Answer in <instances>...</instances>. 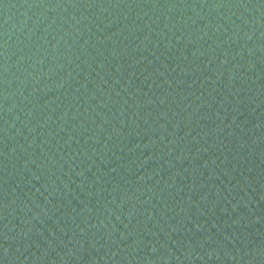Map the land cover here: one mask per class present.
Here are the masks:
<instances>
[{
	"label": "water",
	"instance_id": "obj_1",
	"mask_svg": "<svg viewBox=\"0 0 264 264\" xmlns=\"http://www.w3.org/2000/svg\"><path fill=\"white\" fill-rule=\"evenodd\" d=\"M0 264H264V0H0Z\"/></svg>",
	"mask_w": 264,
	"mask_h": 264
}]
</instances>
